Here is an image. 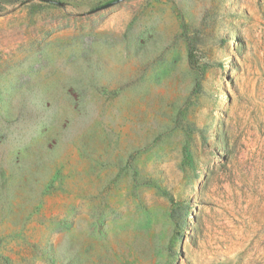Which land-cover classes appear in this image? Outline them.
<instances>
[{
	"label": "rangeland",
	"instance_id": "rangeland-1",
	"mask_svg": "<svg viewBox=\"0 0 264 264\" xmlns=\"http://www.w3.org/2000/svg\"><path fill=\"white\" fill-rule=\"evenodd\" d=\"M0 264H264V0H0Z\"/></svg>",
	"mask_w": 264,
	"mask_h": 264
}]
</instances>
